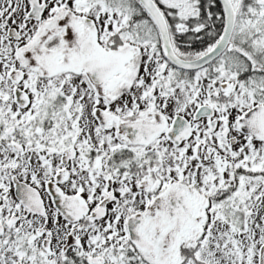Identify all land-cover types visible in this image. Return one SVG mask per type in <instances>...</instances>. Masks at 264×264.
<instances>
[{"label":"snow or ice","instance_id":"snow-or-ice-1","mask_svg":"<svg viewBox=\"0 0 264 264\" xmlns=\"http://www.w3.org/2000/svg\"><path fill=\"white\" fill-rule=\"evenodd\" d=\"M0 264H264V0H0Z\"/></svg>","mask_w":264,"mask_h":264}]
</instances>
